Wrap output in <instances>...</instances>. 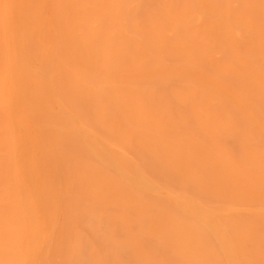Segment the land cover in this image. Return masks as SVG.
<instances>
[{"label": "bare ground", "instance_id": "1", "mask_svg": "<svg viewBox=\"0 0 264 264\" xmlns=\"http://www.w3.org/2000/svg\"><path fill=\"white\" fill-rule=\"evenodd\" d=\"M84 252L264 264V0H0V264Z\"/></svg>", "mask_w": 264, "mask_h": 264}, {"label": "rangeland", "instance_id": "2", "mask_svg": "<svg viewBox=\"0 0 264 264\" xmlns=\"http://www.w3.org/2000/svg\"><path fill=\"white\" fill-rule=\"evenodd\" d=\"M84 231H85V234H86V235L91 236V232L89 231L88 228L84 227ZM85 254H86V253L84 252L83 260H81V264H83L84 258L86 257Z\"/></svg>", "mask_w": 264, "mask_h": 264}]
</instances>
